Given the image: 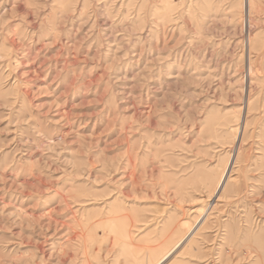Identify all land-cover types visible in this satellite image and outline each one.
<instances>
[{
    "label": "rangeland",
    "instance_id": "obj_1",
    "mask_svg": "<svg viewBox=\"0 0 264 264\" xmlns=\"http://www.w3.org/2000/svg\"><path fill=\"white\" fill-rule=\"evenodd\" d=\"M171 254L264 264V0H0V264Z\"/></svg>",
    "mask_w": 264,
    "mask_h": 264
},
{
    "label": "bare ground",
    "instance_id": "obj_2",
    "mask_svg": "<svg viewBox=\"0 0 264 264\" xmlns=\"http://www.w3.org/2000/svg\"><path fill=\"white\" fill-rule=\"evenodd\" d=\"M225 179H226V178H225ZM222 180H223V179H222ZM222 180H221V183H222ZM221 183H220V185H221ZM223 183H224V182H223ZM220 185H219L218 188H220ZM222 187H223V186H222ZM222 187H221V188H222ZM216 192H217V191H216ZM214 198H217V197H214ZM210 201L212 202V200H210ZM213 201H217V200L214 199ZM211 202H210V203H211ZM201 215H202V217H203L205 214L203 215V212H202ZM177 251H178V248H177V250H175L174 254H175ZM174 254H171V255H168V256H165V255H164V256L162 257V259H161L162 261L159 262L158 264H164L167 260H171V256L174 255Z\"/></svg>",
    "mask_w": 264,
    "mask_h": 264
}]
</instances>
